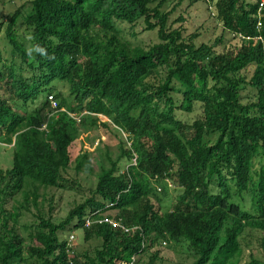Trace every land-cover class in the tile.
<instances>
[{
    "label": "trees",
    "instance_id": "obj_1",
    "mask_svg": "<svg viewBox=\"0 0 264 264\" xmlns=\"http://www.w3.org/2000/svg\"><path fill=\"white\" fill-rule=\"evenodd\" d=\"M157 1L32 0L29 10L21 6L0 24V30L7 25L14 54L32 70L21 74L15 109L1 77L15 80L16 70L0 68V142L13 146L12 167L0 170V264H14L24 253L39 264H117L148 250L149 264H157L161 250L154 246L168 241L188 245L190 264H264L263 0H209L223 32L200 45L199 33L184 36V15L178 27L170 23L183 0L170 11L162 10L166 0ZM21 20L33 30L32 48L39 45L47 55H28L18 33ZM142 20L145 29L158 31L159 40L148 47L133 45L117 25ZM252 65L247 80L244 71ZM55 81L68 83L69 93L49 94ZM90 120L130 147L117 159L108 154L111 166H100L92 194L63 221L40 216L25 243L7 202L22 192L28 207L41 213V187L81 186L70 170L94 173L92 154L81 152L73 161L70 147ZM125 156L134 162L120 172ZM153 180L181 190L171 209L159 206ZM26 184L33 187L26 190ZM247 192L249 211L236 200ZM89 213L93 223L85 226ZM106 213L142 230L130 234L99 221ZM72 223L102 245L92 254L69 246L59 232ZM253 231L262 233L259 249L245 259Z\"/></svg>",
    "mask_w": 264,
    "mask_h": 264
},
{
    "label": "rangeland",
    "instance_id": "obj_2",
    "mask_svg": "<svg viewBox=\"0 0 264 264\" xmlns=\"http://www.w3.org/2000/svg\"><path fill=\"white\" fill-rule=\"evenodd\" d=\"M32 0H0V24L4 22L7 24L10 16L21 6L26 9L31 8ZM160 0L155 2L154 5H158ZM209 0H183L178 4V0H166L162 6L163 11H170L175 8L170 17V23L178 27L181 25L180 21L177 19L180 15H184L186 20L182 23L184 36H191L194 33H199L195 41L198 45L207 42L214 43L216 39L222 34L223 26L220 22L214 18L213 9L210 7ZM23 19V18H22ZM24 20V19H23ZM121 29L122 35L125 39L129 40L133 45H143L150 46L152 43L159 40L158 31L145 29L144 21L138 22L136 25H131L128 23L117 24ZM6 27L3 25L0 30V46L2 49V61L0 63V68L3 71L7 68H13L16 70L15 80H11L8 75H4L1 78L5 91L8 97L11 98L15 105V109H19V104L13 99L14 93L17 92L19 82L21 81V74L28 75L32 72L29 69V64H23L20 56L15 55L12 46L6 37ZM19 37L25 42V44L32 48V29L28 28L25 23L20 21L17 26ZM227 40L231 38L229 33L226 34ZM226 42L220 43L216 46L218 50H223L226 46ZM25 65V66H24ZM23 66L25 70H23ZM255 69V65L250 66L246 71H244L247 80H249ZM10 83H7V82ZM53 87L56 89L49 94L62 92L65 94L69 93V85L66 82L55 81ZM3 91L4 93H6ZM181 98V93L178 94ZM50 96V95H49ZM50 98V97H49ZM178 114V113H177ZM96 115V113H94ZM197 113L191 115L190 120L196 117ZM109 120L108 116H106ZM214 135L209 138H213ZM216 137V136H215ZM214 137V138H215ZM110 145V149L108 148ZM130 145L123 146L119 142L116 135L111 130H106L101 126L91 125V120L86 126H80V131L77 139L73 142L70 147L71 158L74 161L75 158L85 151H90L92 154V162L94 165V173L89 174L86 172L76 173L75 169L70 170L69 176L76 178L81 182V186H76L74 188L63 190V189H46L41 187L39 190V201L41 202V213L35 205L30 204L29 207L25 202L22 192H19L14 199H10L6 208L12 212H16L18 215L17 227L24 239V242L29 244L30 234L35 230L36 225L40 221V216L45 218H51L54 222L63 221L68 215L69 211L74 208L77 204L82 203L86 197L92 194L98 183L97 173L100 171V166L110 167L111 160L108 158V154L112 159H117L123 148H129ZM132 160L128 157H123L121 163L119 164L120 172H124L132 164ZM13 164V146L0 142V170H7L12 167ZM259 162L256 161L255 168L259 169ZM153 195L161 200L159 206H162L165 210L171 209L176 201L181 190L173 187L172 183L168 180L157 181L153 180ZM33 186L26 184V190L31 189ZM165 188V189H164ZM164 189V192H162ZM251 192L244 194V199L241 196L236 198L237 202L245 210H250L251 206L248 202L251 197ZM32 200L33 195H30ZM22 205V206H21ZM25 205V206H24ZM19 207V208H18ZM114 215L116 210L113 211ZM74 224H70L67 229L61 230L59 232L61 239H67L70 233H72ZM79 230V231H78ZM262 236V233L258 231H253L251 234L247 235L246 239L250 245L244 243L245 248V259L248 257L249 253L254 250L259 249L258 238ZM102 245V240L99 238H94L92 240H86L84 237V231L77 229V238L74 242V248L79 251L80 254L91 252L94 253L97 247ZM160 249V257L157 260V264H190L194 260V253L188 249L186 243H174L168 241L167 244L160 245L157 243L154 246V250ZM151 250L145 252L140 258L139 264H149ZM26 256L27 254L24 253ZM23 259L17 258L14 264H39L36 259L28 258L27 256ZM244 259V258H243Z\"/></svg>",
    "mask_w": 264,
    "mask_h": 264
},
{
    "label": "built area",
    "instance_id": "obj_3",
    "mask_svg": "<svg viewBox=\"0 0 264 264\" xmlns=\"http://www.w3.org/2000/svg\"><path fill=\"white\" fill-rule=\"evenodd\" d=\"M263 3H264V0L261 3V6L263 5ZM259 24H261V22ZM50 97L52 99V102H53L54 106H57V102L54 99V97L53 96H50ZM90 215L91 214L89 213V215L86 218V225L87 226H90L93 223L92 218H91ZM99 221H101V222L106 221V222H108L109 224H111L115 228L120 227L126 233L134 234L138 230H142V228L140 226L128 227V226L124 225L119 219L114 218L113 215H112V217L111 216H107V213L104 215L103 218L99 219ZM75 240H76V235L73 233L70 236V239H69V246H73L74 247ZM146 243H147V238L145 237V235H143V247L146 246ZM164 243L166 244L167 242H164ZM136 261H137V256H134L131 262L121 261L118 264H136Z\"/></svg>",
    "mask_w": 264,
    "mask_h": 264
},
{
    "label": "clouds",
    "instance_id": "obj_4",
    "mask_svg": "<svg viewBox=\"0 0 264 264\" xmlns=\"http://www.w3.org/2000/svg\"><path fill=\"white\" fill-rule=\"evenodd\" d=\"M33 52H35V53H39V54H41V55H47V52H46V49L45 48H43V47H41V46H39V45H35L33 48H29L28 49V55L29 56H32L33 55ZM53 96V95H52ZM50 100H52L51 99V97H50ZM53 103V102H52ZM54 105V104H53ZM55 107H57V106H55ZM74 117H76V119H78L79 120V116H77L75 113H71ZM113 215H114V213H113ZM86 218H87V216H85L84 217V223H86ZM85 226H87L86 224H85ZM79 229H81V228H79ZM79 231V230H78ZM75 234L76 235V238H77V230H73L72 231V233H70V235L68 236V245H69V239H70V236L72 235V234ZM131 234V233H130ZM145 235V234H144ZM145 237L147 238V236L145 235ZM76 241V240H75ZM147 241H148V238H147ZM163 244H165L164 242H163ZM167 244V243H166ZM144 248V247H143ZM134 256H137V261H136V264H139V260H140V257H141V255L140 254H136V255H134ZM134 256H132V258H131V260L130 261H126V262H131L132 261V259H133V257ZM121 261H125V260H119L118 262H117V264L119 263V262H121Z\"/></svg>",
    "mask_w": 264,
    "mask_h": 264
}]
</instances>
